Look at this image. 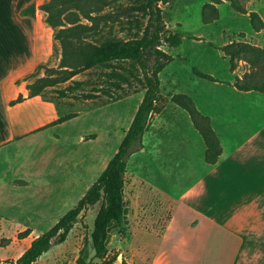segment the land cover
Instances as JSON below:
<instances>
[{
	"label": "rangeland",
	"instance_id": "obj_1",
	"mask_svg": "<svg viewBox=\"0 0 264 264\" xmlns=\"http://www.w3.org/2000/svg\"><path fill=\"white\" fill-rule=\"evenodd\" d=\"M108 1L92 14L102 19L82 42L100 46L140 38L147 19L141 11L129 10V7L145 4L146 0ZM239 1L244 3L246 14L235 12L227 0H161L158 3L165 30L178 34L181 44L176 49L162 47L168 58L161 61L165 65L159 73L158 110L149 118L142 148L135 149L127 159L123 188L126 234H120L117 226L111 227L105 242L107 254L95 264H150L177 198L211 167L205 160L206 145L202 136L188 112L175 101H181L183 92L197 82L214 86L208 82L223 83L228 76L234 75L236 79L237 75L243 77L250 71L243 61L236 62V68L231 70L229 57L221 51V47L231 42L255 46L264 37L254 36L249 22V13L256 8L264 18V0ZM208 4L215 7L217 19L204 24L203 12L212 14L205 7ZM71 12L78 13L71 9L61 19ZM78 15L80 24L91 26L89 20ZM67 27L71 24L65 23L61 28ZM59 29L54 28L56 33ZM46 64L42 67L57 69V65L52 66V60ZM40 67L29 78L30 83L48 76L45 68ZM80 73L87 74L76 86L75 99L89 101L85 116L48 128L27 142L15 141L0 149V159L7 158L14 173L21 171L19 174L25 177L27 173H38V178L29 177V182L33 180L29 187L17 189L14 194L19 206H23L21 209L15 207L12 211L0 203V264H14L32 240L76 205L116 153L147 87L139 67L128 60L106 62ZM200 75H213L221 80L212 77L210 81ZM219 98L228 100L223 95ZM81 106L62 105L58 109L60 114H68L81 111ZM33 122L32 115L22 113L20 121L13 124V134L27 131ZM9 129V126L8 129L0 127V137L10 135ZM212 130L221 148L219 136ZM38 184L42 187L40 190L36 189ZM7 195L6 198L12 197ZM45 203V214L37 215L36 206ZM251 205L243 201L234 212L246 219L248 227L253 226L254 245L264 248V208ZM96 211L97 207H92L81 213L65 242L53 245L34 264H75L82 249H87L89 258L92 257L89 239ZM263 259L264 256L255 253V264L262 263Z\"/></svg>",
	"mask_w": 264,
	"mask_h": 264
},
{
	"label": "crops",
	"instance_id": "obj_2",
	"mask_svg": "<svg viewBox=\"0 0 264 264\" xmlns=\"http://www.w3.org/2000/svg\"><path fill=\"white\" fill-rule=\"evenodd\" d=\"M48 1L0 0V127H10V135L0 137V149L15 141L27 142L48 128L86 115L89 101L75 97L76 86L87 73L30 96L31 75L49 60L52 66H58L61 60L56 31L48 24L47 14L39 9ZM31 4L35 6L34 15L22 16L21 11ZM253 12L264 20L257 8ZM254 34L262 37L264 29ZM257 42L255 46L264 49V37ZM229 77L223 83L208 82L216 87L197 82L183 92L210 120L222 151L218 162L177 198L150 264H255V253L264 256V248L254 245L253 226L248 227L246 219L234 212L246 200L253 203L251 206L264 208V95L237 90L235 76ZM20 96L23 100L13 103ZM62 105H82V110L60 114L58 108ZM22 113L33 116V125L14 135L13 124L20 121ZM6 161L0 159V203L14 211L15 207H23L14 197L16 190L29 187L33 183L29 177L35 179L38 173H27V177L19 174L21 171L14 173ZM203 165L206 168L204 161ZM40 188L38 184L36 189ZM7 193L12 197L6 198ZM46 204L36 206L37 215L45 214ZM258 264H264V259Z\"/></svg>",
	"mask_w": 264,
	"mask_h": 264
},
{
	"label": "trees",
	"instance_id": "obj_3",
	"mask_svg": "<svg viewBox=\"0 0 264 264\" xmlns=\"http://www.w3.org/2000/svg\"><path fill=\"white\" fill-rule=\"evenodd\" d=\"M160 1L146 0L145 4L129 7V10L141 11L142 16L147 19L140 38L126 41L116 40L100 46L83 43L82 38L97 29L98 21L102 18L93 17L92 14L100 11L103 5L109 3L108 0H49L39 7L47 14L48 24L52 28H60L55 38L61 45V60L57 69L40 67V69L45 68L48 76L39 78L37 83L28 85L31 97L38 95L47 87L66 82L86 69L117 60L134 62L143 74L147 87L116 153L108 161L95 182L73 208L61 216L50 229L31 241L30 246L14 264H34L53 245L65 242L80 214L88 208L97 207L89 239L93 256L89 258V251L82 249L75 264H94V258H98L100 261L104 259L107 254L105 242L111 227L117 226L120 234H126L127 226L123 215L125 208L123 188L127 159L135 149L142 148V140L149 118L158 110L156 104L160 92L159 73L165 65L161 61L168 58L162 47L176 49L181 44V37L178 34L168 33L164 28L162 11L158 5ZM227 1L231 3L235 12L247 13L244 3L242 4L239 0ZM205 7L210 9L212 14L203 12V23L210 24L217 19L216 9L210 4ZM71 9L76 10L83 18L89 20L91 26L80 24L79 15L76 12H71L61 19L62 15ZM34 12L35 6L31 4L24 8L20 14L33 16ZM249 22L255 32L264 29V21L256 12L249 13ZM65 23L71 24V27L61 28ZM221 51L229 57L231 70H234L236 62L240 61L247 63L250 67V71L243 77L235 79L234 87L242 92L255 91L264 95V49L246 43L231 42L221 47ZM200 76L213 81L212 77L207 75ZM181 96H183L181 101H175V103L188 112L195 129L205 142V160L209 166H214L221 155V148L219 140L211 128L210 120L195 108L188 96ZM22 100L23 98L20 96L13 103H19Z\"/></svg>",
	"mask_w": 264,
	"mask_h": 264
},
{
	"label": "water",
	"instance_id": "obj_4",
	"mask_svg": "<svg viewBox=\"0 0 264 264\" xmlns=\"http://www.w3.org/2000/svg\"><path fill=\"white\" fill-rule=\"evenodd\" d=\"M126 212H127V209L124 208V209H123V215H124V217H125V215H126ZM125 223H126V221H125ZM116 233H118V232H116ZM108 236H109V235H107L106 240L109 238ZM98 261H99L98 258H94V259H93V263H94V264L97 263Z\"/></svg>",
	"mask_w": 264,
	"mask_h": 264
}]
</instances>
